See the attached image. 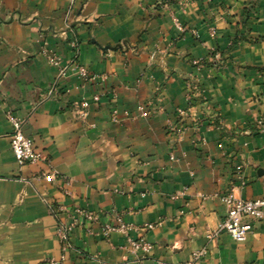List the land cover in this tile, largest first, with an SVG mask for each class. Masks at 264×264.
I'll return each instance as SVG.
<instances>
[{
    "label": "crops",
    "instance_id": "1",
    "mask_svg": "<svg viewBox=\"0 0 264 264\" xmlns=\"http://www.w3.org/2000/svg\"><path fill=\"white\" fill-rule=\"evenodd\" d=\"M44 48L105 79L58 78ZM6 110L45 161L17 165ZM228 192L264 197V0H0V264L59 256L48 206L76 220L63 264H135L124 235H103L118 215L151 245L142 264L202 249L196 264H264V222L209 238Z\"/></svg>",
    "mask_w": 264,
    "mask_h": 264
},
{
    "label": "built area",
    "instance_id": "2",
    "mask_svg": "<svg viewBox=\"0 0 264 264\" xmlns=\"http://www.w3.org/2000/svg\"><path fill=\"white\" fill-rule=\"evenodd\" d=\"M46 63L51 67L55 68L57 71V77H65L68 74L77 75L80 79L88 82L103 81L105 79L104 75H97L92 73L83 65L78 63L75 59L69 62H64L62 58L54 51L49 49H43L41 52ZM196 64V62L194 63ZM188 88V99L192 97L195 92H198V88L191 84L187 85ZM100 100V95H94L92 98L93 103H97ZM150 104V103H149ZM90 103L86 100H81L78 103L81 114L84 116L86 110L89 108ZM136 111L141 117H147L150 111L145 106H138ZM117 110L113 109L111 112L112 121H117ZM5 117L11 126V132L9 135L10 150L18 166L24 165H38L45 161L44 155L36 151L33 147L32 141L24 136L22 132V120L11 113L9 110L5 111ZM171 160H175L174 155H170ZM38 178L43 181L50 183L55 180V175L53 172L46 173L42 170L38 171ZM21 180V179H20ZM185 189L172 195L171 199H176L179 195L184 194ZM220 201L225 205L226 212L224 217L218 223L217 228L213 231L209 238L213 239L219 233L223 232L229 235L235 241H244L247 234H249L256 223L264 222V197L257 199H241L236 198L232 193L228 192L218 196ZM50 212L57 220L55 236L59 243V256L57 258H52L47 261V264H63L68 251L71 249L70 244V234L72 228L76 224L74 219L71 223H64L59 220L55 209L49 207ZM74 213L80 219L92 222L96 220V216L92 213L84 211L82 209H75ZM116 225H105L102 229L103 235L107 236L111 232H119L124 235L128 242L131 252L135 254H141L135 259V264H142V258L144 255L150 252V243L144 240H134L129 237L130 230L133 229L132 225L125 223L121 217L118 215L116 217ZM145 228H154L153 224L145 225ZM206 255V249L196 251L192 255V261L186 264H196L201 261Z\"/></svg>",
    "mask_w": 264,
    "mask_h": 264
}]
</instances>
